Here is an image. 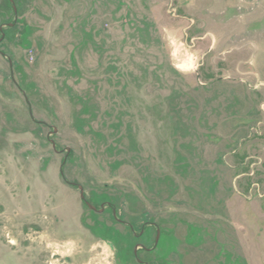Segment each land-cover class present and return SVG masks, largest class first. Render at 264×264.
Here are the masks:
<instances>
[{
	"label": "rangeland",
	"instance_id": "rangeland-1",
	"mask_svg": "<svg viewBox=\"0 0 264 264\" xmlns=\"http://www.w3.org/2000/svg\"><path fill=\"white\" fill-rule=\"evenodd\" d=\"M12 1L0 264H264V0Z\"/></svg>",
	"mask_w": 264,
	"mask_h": 264
},
{
	"label": "water",
	"instance_id": "water-1",
	"mask_svg": "<svg viewBox=\"0 0 264 264\" xmlns=\"http://www.w3.org/2000/svg\"><path fill=\"white\" fill-rule=\"evenodd\" d=\"M9 1V3L12 5V9H13V12L15 13L16 12V9H15V7H14V5H13V1L12 0H8ZM56 130L54 129V132H55ZM50 143H51V145H52V149L54 150V151H56V149H55V144H54V142L53 141H50ZM67 152H69V151H67ZM60 175H62V170H60ZM70 185H72V186H75L77 189H78V191H79V198H80V200L83 202V204L85 205V207L87 208V209H89L90 211H93V212H99V211H97V209L95 208V207H93L92 205H90V203H88L86 200H85V197H84V195H83V189H82V187H80L79 185H77V184H75V183H69ZM101 211H102V209H101ZM112 214H113V217H115V211L114 210H112ZM118 222H120L119 220H117ZM158 235H159V231L157 230L156 231V239H155V243H154V246L156 245V243H157V239H158ZM145 251H149V249H145V248H143ZM136 255H137V249L135 248L134 249V256L136 257ZM137 262L138 263H141V261L140 260H138L137 259ZM145 264V263H144Z\"/></svg>",
	"mask_w": 264,
	"mask_h": 264
},
{
	"label": "flooded vegetation",
	"instance_id": "flooded-vegetation-1",
	"mask_svg": "<svg viewBox=\"0 0 264 264\" xmlns=\"http://www.w3.org/2000/svg\"><path fill=\"white\" fill-rule=\"evenodd\" d=\"M143 264V262H141Z\"/></svg>",
	"mask_w": 264,
	"mask_h": 264
}]
</instances>
